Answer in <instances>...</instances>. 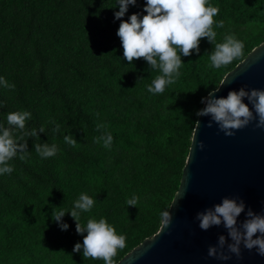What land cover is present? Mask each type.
<instances>
[{
  "label": "trees",
  "instance_id": "1",
  "mask_svg": "<svg viewBox=\"0 0 264 264\" xmlns=\"http://www.w3.org/2000/svg\"><path fill=\"white\" fill-rule=\"evenodd\" d=\"M211 1L219 8L214 20L224 21L223 28L213 25L215 43L254 24L259 26L258 35L243 43L241 58L220 69L209 66L214 43L208 39L199 46V53L180 54L183 75L176 86L175 108L150 136L145 165L110 190L103 185L94 190L91 198L96 202L89 212L81 213L79 222L86 225L89 218L103 217L118 235H126V247L113 258L116 263L159 229L160 212L168 210L179 187L202 99L264 42V0ZM145 4L146 0H137L135 6L129 5L122 20L134 13L142 18L147 14ZM117 11L118 0H0V77L15 85L9 89L0 84V125L8 127V113L28 111L31 119L26 120L25 131L37 130V137L24 136L26 159L21 160L18 152L9 161L13 172L0 174V264H104L85 259L83 247L73 251L87 233H77L72 217H62L68 228L61 230L52 214L62 210L79 185L82 177L71 171L86 170L88 164L95 173L106 174L84 144H91L100 134L101 109L115 100L118 91L126 92L133 85L129 69L111 70L120 41ZM141 89L143 80L134 84L135 93ZM57 124L59 131H53ZM41 126L44 132L39 131ZM22 134L14 131L15 137ZM66 136L77 144L66 143ZM172 139L179 146L175 156L169 152ZM38 143L55 144L56 155L40 157L34 147ZM52 189L60 198L55 206L46 203ZM134 194L139 201L128 206L126 200ZM36 204L44 208V226L35 234L31 219Z\"/></svg>",
  "mask_w": 264,
  "mask_h": 264
},
{
  "label": "clouds",
  "instance_id": "2",
  "mask_svg": "<svg viewBox=\"0 0 264 264\" xmlns=\"http://www.w3.org/2000/svg\"><path fill=\"white\" fill-rule=\"evenodd\" d=\"M136 3L137 0H118L119 11L115 12L114 16L115 19L121 20V23L117 36L121 41L123 56L129 64L134 60L143 59L153 70L159 71L160 75H157L147 87V91L153 95L162 94L166 86L178 81L183 65L180 54L189 56L193 51L199 53L200 41L203 38L214 43V50L209 55V66L212 68L220 69L243 56L244 44L234 34H227L222 43H215L217 33L213 30V25L223 28L224 21L217 22L213 19L219 13V8L209 4V0H146L144 7L146 15L141 18L139 13H134L127 21L122 20L129 5L135 6ZM224 81L225 79L221 81V84ZM0 84H3L5 88H15L14 84H9L2 77H0ZM218 90V88L213 89V92ZM213 92H209L208 96L212 97ZM244 98H247L252 105V110L243 102ZM204 99L207 100V106L199 110L196 115L211 116L207 126L211 127L215 122L226 136H233L235 134L233 130L246 127L253 120H256V127L264 128V90L246 91L245 88H241L239 91H230L226 98ZM30 119V112L15 111L7 114L8 127L0 125V174L13 172L14 169L9 161L16 157L18 152L21 160L26 159L27 141L24 140V136L37 137L36 129H32L31 132L25 131L26 120ZM195 123L199 125L198 121ZM59 127L57 124L53 131H59ZM103 128V124H97L98 131ZM15 130L23 134L15 137ZM39 131L44 132V127L41 126ZM21 141L24 142L21 143ZM100 141H103L105 148L110 149L113 137L111 133L105 132L95 140L96 143ZM65 142L72 146L77 144L71 136H66ZM34 147L42 158L53 157L58 151L55 144L50 146L47 143H38ZM199 147L204 148L203 142L199 144ZM138 201L139 197L134 194L126 200V204L136 206ZM95 202L84 193L80 194L74 202L70 215L77 222L76 231L78 234L86 232L87 235L83 238V244L77 243L73 251L79 252L83 247L85 259L91 258L103 260L104 264H116L113 258L118 250L126 247V237L118 235L115 228L103 217L99 220L89 218L86 225H81L79 222L81 213L89 212ZM245 207L242 199L225 197L221 203L197 213L196 219L199 221L201 230L207 231L213 226L223 224L227 229L228 238L232 241L227 243L225 236H219L217 244L208 248L209 257L228 260L231 257L226 254L227 251L241 258V244L248 250L255 248L260 256H264V215L257 214L248 208L247 218L238 227L237 218L245 212ZM52 215L61 230H67L68 225L62 223L65 211H54ZM160 219L162 231L171 223L170 211L160 212ZM257 233L260 235L257 236ZM254 236H256L255 239H253Z\"/></svg>",
  "mask_w": 264,
  "mask_h": 264
},
{
  "label": "water",
  "instance_id": "3",
  "mask_svg": "<svg viewBox=\"0 0 264 264\" xmlns=\"http://www.w3.org/2000/svg\"><path fill=\"white\" fill-rule=\"evenodd\" d=\"M224 79L217 87L219 90L211 91L213 96L206 98H226L230 91L241 88L264 90V42L253 48ZM243 102L252 110L247 98ZM206 106L205 99L201 109ZM197 121L179 187L168 208L172 215L170 225L162 231L160 225L155 234L116 264H264V256L243 244L241 258L227 253V244L224 250L230 259L209 257L208 248L217 244L219 236H225L227 243L232 241L223 224L204 231L196 219L197 213L221 203L225 197L245 203V212L237 218L238 227L247 218L248 208L264 215V128L256 127L253 120L246 127L233 130V136H226L215 122L207 126L211 116H197ZM201 142L203 149L199 147Z\"/></svg>",
  "mask_w": 264,
  "mask_h": 264
},
{
  "label": "rangeland",
  "instance_id": "4",
  "mask_svg": "<svg viewBox=\"0 0 264 264\" xmlns=\"http://www.w3.org/2000/svg\"><path fill=\"white\" fill-rule=\"evenodd\" d=\"M209 4L214 6L211 0H209ZM258 32L259 26L254 24L238 28L234 35L243 43H247L253 40ZM205 41L207 38L201 39L200 45H203ZM115 53L117 58L111 66V70L117 72L123 70L121 69L123 67L129 69L130 83L133 85L126 92L118 91L114 95L115 100L101 109V124L104 125V128L101 129L98 137L105 132L111 133L113 141L110 149L103 146V141L96 143V139L91 144H84L90 156L98 162L99 168L104 170L106 174L95 173L88 164L85 165L86 170L71 171L70 174L82 178L76 191L72 192L68 200L61 205L62 210L65 211L63 217H71L70 211L80 194L84 193L91 197L99 185L110 190L123 177H130L137 173L140 167L145 165L147 143L150 136L160 130L163 121L171 115L175 108L173 100L176 98V86L182 80L183 72L181 69V76L175 84L166 86L162 94L153 95L147 91V87L157 75H160L159 71L153 70L143 59L134 60L129 64L123 56L121 41L115 45ZM149 76L152 77L149 78ZM140 80H143V89L135 93L134 84ZM171 141L169 152L175 156L178 154L179 146L174 139ZM47 202L54 206L57 205L60 202L59 193L52 189L51 195L46 197ZM33 209L35 214L31 223L36 234L44 226L42 223L44 208L42 204H36ZM124 236L126 237V235ZM1 238L2 233H0V244Z\"/></svg>",
  "mask_w": 264,
  "mask_h": 264
}]
</instances>
